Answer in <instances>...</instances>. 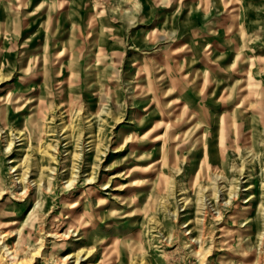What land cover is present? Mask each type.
I'll use <instances>...</instances> for the list:
<instances>
[{"label": "rangeland", "instance_id": "374dc122", "mask_svg": "<svg viewBox=\"0 0 264 264\" xmlns=\"http://www.w3.org/2000/svg\"><path fill=\"white\" fill-rule=\"evenodd\" d=\"M0 264H264V0H0Z\"/></svg>", "mask_w": 264, "mask_h": 264}, {"label": "bare ground", "instance_id": "6f19581e", "mask_svg": "<svg viewBox=\"0 0 264 264\" xmlns=\"http://www.w3.org/2000/svg\"><path fill=\"white\" fill-rule=\"evenodd\" d=\"M201 254V253H200Z\"/></svg>", "mask_w": 264, "mask_h": 264}]
</instances>
